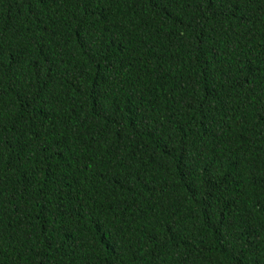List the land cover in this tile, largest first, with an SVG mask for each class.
<instances>
[{"label":"trees","instance_id":"1","mask_svg":"<svg viewBox=\"0 0 264 264\" xmlns=\"http://www.w3.org/2000/svg\"><path fill=\"white\" fill-rule=\"evenodd\" d=\"M0 35L3 133L19 140L0 162V264H119L113 241L122 264H264L258 4L212 17L203 0H0ZM45 82L37 115L25 100ZM137 105L156 135L133 128Z\"/></svg>","mask_w":264,"mask_h":264},{"label":"snow or ice","instance_id":"2","mask_svg":"<svg viewBox=\"0 0 264 264\" xmlns=\"http://www.w3.org/2000/svg\"><path fill=\"white\" fill-rule=\"evenodd\" d=\"M43 2V0H42ZM110 0H98L99 7L102 8L105 3H109ZM135 2V0H134ZM187 2V0H186ZM204 4L209 8L210 10V16L217 17V16H227V15H235L236 11H239L241 13V16L246 15L248 12L249 6L253 4H258L259 9L264 10V0H203ZM84 3L87 5L88 3H91V0H84ZM206 22V21H205ZM113 44H115V40L112 41ZM7 47V44L3 40V36L0 35V52H3L4 49ZM114 55V53H113ZM114 61H110L109 65L111 66V63ZM49 71H51V67L49 68ZM45 84H42L41 87L32 95L30 99H26L25 102L28 105V108L26 110H31V112L40 115L42 113V109L44 106V97L41 95V92H46L48 89L45 86ZM255 95V93H253ZM261 107L259 111L257 112L258 119L261 121H264V98H261ZM100 107V114L103 115V107L102 105H98ZM208 107H211L210 105ZM46 119V116H45ZM105 119L112 120L113 123H122L123 120H126L127 117L121 115L119 119L115 118V114H111L108 116H105ZM132 120H133V128L137 131H141L143 133L149 134V135H156L157 132L160 131V129L163 127V125L157 126L154 123V118L150 119L145 111L143 110L142 106L137 105L135 111L132 112ZM13 126H15L13 124ZM211 127V125H209ZM6 127L4 117L2 113H0V162H3V155H4V149L5 146H7L10 149H15L19 147V140L17 137H9L8 135L3 133V129ZM39 128H44V135L47 136L50 132L53 131L52 123L49 122L47 126L45 127L43 124L39 125ZM37 123H33L29 126L30 134L37 139H39L41 133L39 130ZM19 128H17V132H19ZM120 132H124L125 128L121 127L119 129ZM125 139V137L121 136V140ZM101 141L98 140L97 143H100ZM103 143H107L106 140L102 141ZM27 145H25L26 147ZM39 146V145H38ZM89 147H93V145H89ZM111 147V154L113 157V164L114 165H123L125 163H131L130 157L134 156L135 153L129 154V160H125L120 155V146L119 145H112ZM53 153H58L62 151L60 141H57L54 145L51 146ZM43 151L47 152L48 147H44L42 149ZM175 151V149H173ZM177 161L179 162V156H177ZM17 163L13 161L11 158L8 160L7 167H16ZM219 167L222 169L223 164H220ZM2 171V170H0ZM30 179V178H29ZM262 182H264V176L261 177ZM209 182L211 183V177H209ZM252 183H255V178L253 179ZM256 203H259L261 209H264V201L261 200L260 196L256 197ZM212 207L214 205L209 206V215H214L212 212ZM217 230L220 232V238L225 241V248L226 251L231 253L234 248L233 245L229 242L228 237L230 232L232 231V221L231 219H228L226 221H217ZM0 243H2V240H0ZM120 245L117 244L115 241H113V247L112 251L115 253L114 255V261L119 262V264H122V261H120V252L118 251ZM238 251L243 254L244 252H254L256 250V245L252 243L251 240H249L244 247L237 249ZM36 256L40 257V259L37 261V264H45L46 257L42 256V254L39 251H36ZM186 260V258H185ZM178 264H184V260H181L178 262ZM255 264H260V260H256Z\"/></svg>","mask_w":264,"mask_h":264}]
</instances>
